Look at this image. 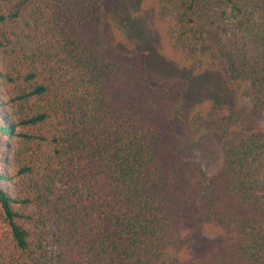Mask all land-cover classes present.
I'll list each match as a JSON object with an SVG mask.
<instances>
[{
	"label": "trees",
	"instance_id": "1",
	"mask_svg": "<svg viewBox=\"0 0 264 264\" xmlns=\"http://www.w3.org/2000/svg\"><path fill=\"white\" fill-rule=\"evenodd\" d=\"M122 2L150 4L197 73L249 88L246 108L189 114L219 174L181 154L179 86L114 50ZM263 116L264 0H0V264H187L189 195L222 264H264Z\"/></svg>",
	"mask_w": 264,
	"mask_h": 264
},
{
	"label": "rangeland",
	"instance_id": "2",
	"mask_svg": "<svg viewBox=\"0 0 264 264\" xmlns=\"http://www.w3.org/2000/svg\"><path fill=\"white\" fill-rule=\"evenodd\" d=\"M116 9L115 16L118 17L121 12L126 17L120 21L125 28L128 27L131 43L123 40L124 37L116 32L121 40L115 42L114 50L128 56L140 52L144 56L147 79L151 83L165 80L179 86L181 154L202 162L209 174H219L223 168V160L218 141L212 133L193 140L188 125L189 114L203 108L208 116L215 117L231 108H246L250 104L249 88H232L224 67L199 74L184 51L165 46L156 29L150 4L138 11L131 10L122 2ZM200 222L199 204L194 196L189 195L176 218L186 263L222 264L217 255V235L205 230Z\"/></svg>",
	"mask_w": 264,
	"mask_h": 264
}]
</instances>
